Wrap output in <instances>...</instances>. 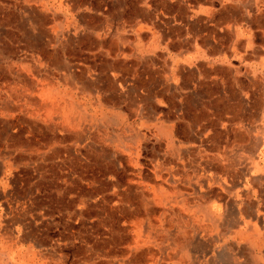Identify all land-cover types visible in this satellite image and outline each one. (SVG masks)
<instances>
[{
  "label": "crops",
  "instance_id": "crops-1",
  "mask_svg": "<svg viewBox=\"0 0 264 264\" xmlns=\"http://www.w3.org/2000/svg\"><path fill=\"white\" fill-rule=\"evenodd\" d=\"M0 264H264V0H0Z\"/></svg>",
  "mask_w": 264,
  "mask_h": 264
},
{
  "label": "rangeland",
  "instance_id": "rangeland-1",
  "mask_svg": "<svg viewBox=\"0 0 264 264\" xmlns=\"http://www.w3.org/2000/svg\"><path fill=\"white\" fill-rule=\"evenodd\" d=\"M94 244H95V246H99V245H100V243H99V242H95Z\"/></svg>",
  "mask_w": 264,
  "mask_h": 264
}]
</instances>
